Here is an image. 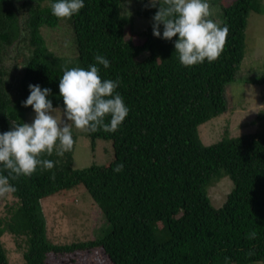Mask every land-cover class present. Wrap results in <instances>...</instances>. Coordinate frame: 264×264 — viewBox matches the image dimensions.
Segmentation results:
<instances>
[{
  "label": "trees",
  "instance_id": "16d2710c",
  "mask_svg": "<svg viewBox=\"0 0 264 264\" xmlns=\"http://www.w3.org/2000/svg\"><path fill=\"white\" fill-rule=\"evenodd\" d=\"M142 1L138 13L148 27L127 40L134 21L123 15L125 0H84L85 7L65 19L52 15L57 0H0V134L33 122V108L22 106L29 84L51 89L48 99L62 116L59 82L73 67L95 64L102 80L119 79L115 92L129 109L116 132H88L93 145L112 143L109 163L74 169L73 136L70 152L41 155L54 162L53 169L38 166L30 177L9 178L16 191L9 193L14 201L0 218V264H11L1 240L6 233L20 240L24 264H264V130L226 135L209 147L200 137L201 126L228 110L226 89L242 72L246 52L258 45L248 46L247 30L252 13L264 14L262 0H207L218 11L213 21L227 25L229 33L217 60L193 66L180 63L178 36L153 35L159 4L152 8ZM61 22L72 30L73 58L55 55L42 34ZM160 31L162 37L163 25ZM96 55L110 66L98 64ZM258 120L264 125V114ZM118 163L124 168L116 173ZM0 175L8 176L3 165ZM226 179L232 189L216 207L210 190ZM80 189L90 197L91 216L99 213L91 227L100 235L56 244L48 236L44 201ZM252 230L257 236L249 240ZM249 251L255 255H246Z\"/></svg>",
  "mask_w": 264,
  "mask_h": 264
},
{
  "label": "clouds",
  "instance_id": "9594fccd",
  "mask_svg": "<svg viewBox=\"0 0 264 264\" xmlns=\"http://www.w3.org/2000/svg\"><path fill=\"white\" fill-rule=\"evenodd\" d=\"M157 4L159 8L152 17L153 35L165 40L178 36L174 47L183 66H193L205 60L213 62L219 58L227 42L229 28L210 18L212 13L207 0H149L147 6L155 8ZM84 7V0H57L51 5V11L55 17L65 19ZM95 61L104 68L110 66V62L101 55H96ZM119 83V79L102 80L95 64L87 70L82 67L65 70L59 82V94L65 106L62 116L57 114L61 110L53 108L52 101L48 99L51 89L29 84L30 95L22 106L33 108V122L13 124L11 130L0 134V165L8 170V176L0 175V197L16 191L9 178L30 177L38 166L53 169V161L40 157L44 153L50 156L54 150L58 156L70 152L75 143L73 126L91 133L100 130L116 132L129 113L122 96L115 92ZM107 116L111 117L109 123H105ZM123 168L124 165L118 163L113 171L119 173ZM50 179L55 180L54 173ZM256 236L255 230L246 234L249 240ZM246 255L251 257L255 253L249 251Z\"/></svg>",
  "mask_w": 264,
  "mask_h": 264
},
{
  "label": "rangeland",
  "instance_id": "374dc122",
  "mask_svg": "<svg viewBox=\"0 0 264 264\" xmlns=\"http://www.w3.org/2000/svg\"><path fill=\"white\" fill-rule=\"evenodd\" d=\"M142 5V0H125L123 15L134 21L133 32L130 26L126 29L127 40L132 38L133 34L138 36L148 27V23L141 19L138 13ZM261 5L264 6V0H262ZM210 10L212 13L210 18L214 21L217 20L218 11L211 4ZM71 33L72 30L67 22H61V25L55 30L45 29L42 31L50 51L65 58L76 56ZM247 35L248 46L250 42H252V45L258 42V45L254 46V50L246 52L242 72L238 74L236 81L226 89L227 112L200 128L201 140L208 147L215 145L216 142L224 139L226 135L235 138L245 134H253L257 129L258 131L264 130L263 123L258 120V116L264 114V84L250 83V81L264 79V44L261 43V41L264 42V14H251ZM135 40L136 43H139L137 37ZM13 48H10L9 55H7L10 65L15 56ZM17 73H20V69ZM72 134L77 136V143L73 152L74 169H85L93 164H107L114 159L112 143L100 141L93 146L88 137V132L78 130L74 126L72 127ZM231 189L232 184L227 179L217 187L211 188L210 196L216 207L222 205L224 197ZM89 198L87 191L80 189L44 201V207L50 213L48 236L52 242L70 244L94 240L99 237L100 230L91 227L93 225L91 220L96 219L99 213L91 216L92 207L88 202ZM13 201L14 199L9 193L6 194V197H0V218L7 216L6 206ZM15 239V237L6 233L1 240L9 253L10 263L24 264L23 251L17 245L20 240ZM97 257L103 258V255L97 254ZM68 264L79 263L69 262Z\"/></svg>",
  "mask_w": 264,
  "mask_h": 264
}]
</instances>
